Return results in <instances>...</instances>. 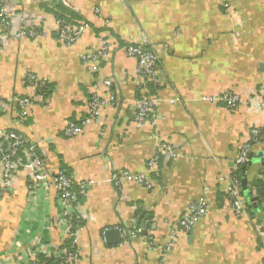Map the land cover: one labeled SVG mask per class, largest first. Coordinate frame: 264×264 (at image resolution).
<instances>
[{"label":"crops","instance_id":"obj_1","mask_svg":"<svg viewBox=\"0 0 264 264\" xmlns=\"http://www.w3.org/2000/svg\"><path fill=\"white\" fill-rule=\"evenodd\" d=\"M225 2L229 9L217 0H12V25L7 33L0 25V35L8 34L0 50V129L39 143L51 171L90 182L78 207L83 225L75 264H157L158 247L201 200L206 214L189 233L176 234L166 264H264V141L252 147L244 171L243 216H235L225 194L240 146L253 127L264 128V114L249 105L264 84V0ZM58 17L86 27L71 46L58 39ZM19 29L38 33L16 39ZM102 46L105 53L93 63L89 57ZM128 46L158 56L155 87L138 75ZM30 73L47 90L33 95L22 121L13 101L29 93ZM109 92L114 107L101 108L80 136H64L68 122L86 117L92 93ZM225 92L242 104L231 111L202 101ZM141 98L156 102L138 125ZM160 143L174 154H160L149 170ZM123 172L146 175L152 189L120 179ZM112 176L119 187L108 181ZM27 188L20 173L12 191L0 190V264H26L38 237L49 249L64 241L53 191L33 204ZM142 228L143 234L127 236ZM111 229L118 230L119 244L106 239Z\"/></svg>","mask_w":264,"mask_h":264},{"label":"built area","instance_id":"obj_2","mask_svg":"<svg viewBox=\"0 0 264 264\" xmlns=\"http://www.w3.org/2000/svg\"><path fill=\"white\" fill-rule=\"evenodd\" d=\"M225 8L229 9L225 0H217ZM12 0H0V25L5 32L10 29L14 13L11 10ZM58 39L64 46L73 45L81 36L86 28L85 25L72 27L65 22H57ZM38 31L34 29H19L15 33L16 39L29 38L34 39ZM8 34L0 35V50L3 48ZM106 51V47L102 46L97 54L89 57L93 63L99 60ZM128 57H132L137 63L138 75L156 86V77L158 70V56L155 52L148 50L144 46H128L126 48ZM97 71V68L94 67ZM28 94L17 97L14 103L17 107L18 118L22 121L30 116V109L34 106L35 99L33 95H40L45 83L39 80L34 74H27L25 79ZM106 87H111L109 81H104ZM202 101L215 104L223 103L227 109L235 110L243 101L231 93L225 92L221 95L203 98ZM155 99H137L135 101L136 113L135 121L138 125H142L146 119L153 113ZM116 104V97L113 92H109L102 97L96 93H92L86 103L87 114L80 124L68 122L63 130L64 136L67 138H76L80 136L84 127H86L92 119L95 118L98 111L103 108H112ZM249 105L257 112L264 114V84L260 87L256 95L249 102ZM4 107L0 104V115L3 113ZM264 141V128L253 127L250 130V140L242 144L239 148L237 157L234 161V173L228 181V186L225 191L226 197L231 205V208L236 217H241L245 214L246 205L242 197V181L236 172L240 169L245 171L250 164V157L252 147L259 142ZM39 143L32 141L25 134L16 130H2L0 129V190L3 192L12 191L15 187L17 177L20 173H24L27 177V201L35 204L37 196L46 195L53 191L57 206L60 210V223L63 226L64 241L56 249H49L45 242L38 237L34 245L28 248L26 252V264H40L37 261L39 255L44 257H55L59 264H75L78 259V232L80 228L78 225L83 223L82 218L78 213L79 202L86 197L87 187L90 182H75L72 176L62 169L51 171L46 165L45 155L39 150ZM168 153L173 156V151L165 144H158L156 148V156H154L148 163L149 170L157 166L158 156L162 153ZM120 179L131 180L147 190L152 189L153 184L144 174L134 175L129 172H123ZM119 187L120 180L115 176L108 180ZM42 197V196H41ZM263 206H264V197ZM207 207L203 200L195 205H191L186 214L177 222L174 229L171 230L168 236V241L163 246L158 247L159 260L157 264H166V255L171 250L176 239V234L181 232L189 233L194 227L196 221L206 214ZM145 232V229H136L128 231L127 236L134 238ZM147 233L145 234V236ZM69 241L75 252H70L65 249V242ZM264 245V236H263Z\"/></svg>","mask_w":264,"mask_h":264},{"label":"trees","instance_id":"obj_3","mask_svg":"<svg viewBox=\"0 0 264 264\" xmlns=\"http://www.w3.org/2000/svg\"><path fill=\"white\" fill-rule=\"evenodd\" d=\"M68 18H69V17H68ZM58 21H59V22H65V23H67V24H70L69 19H66V18L64 19L63 17H58ZM70 25H71V24H70ZM46 90H47V87L45 86V87L42 89L41 94H44V93L46 92ZM66 173H67V172H66ZM236 174H237V176H238L239 178H243L244 171H243L242 169H240V170H238V171L236 172ZM260 190H262V194H261L260 196H263V197H264V185L261 186V189H260ZM263 216H264V213H263ZM82 225H83V223L80 224V225H78V227L81 228ZM65 249H67V251H70V252H75V248L72 247V245H71V243H70L69 241H66V242H65ZM37 261H38V263H40V264H59V262L56 260L55 257H52V258L48 257V258H47V257H44V256H42V255H39V256H38Z\"/></svg>","mask_w":264,"mask_h":264},{"label":"water","instance_id":"obj_4","mask_svg":"<svg viewBox=\"0 0 264 264\" xmlns=\"http://www.w3.org/2000/svg\"><path fill=\"white\" fill-rule=\"evenodd\" d=\"M250 163H251V157H250ZM246 181L245 179L242 181V186H243V191H245L246 188ZM105 237L107 240H109L111 242V244L115 245V244H119L120 243V236H119V232L116 229H111L108 230L105 233Z\"/></svg>","mask_w":264,"mask_h":264}]
</instances>
